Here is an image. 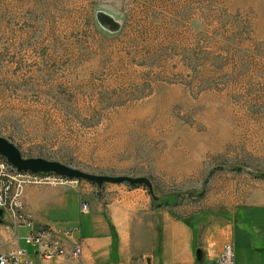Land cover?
Returning <instances> with one entry per match:
<instances>
[{"label": "rangeland", "instance_id": "obj_1", "mask_svg": "<svg viewBox=\"0 0 264 264\" xmlns=\"http://www.w3.org/2000/svg\"><path fill=\"white\" fill-rule=\"evenodd\" d=\"M0 136L150 185L37 174L87 200L186 219L264 203V0H0ZM28 221L4 210L0 253Z\"/></svg>", "mask_w": 264, "mask_h": 264}, {"label": "crops", "instance_id": "obj_2", "mask_svg": "<svg viewBox=\"0 0 264 264\" xmlns=\"http://www.w3.org/2000/svg\"><path fill=\"white\" fill-rule=\"evenodd\" d=\"M125 198L103 204L60 188L28 184L22 202L29 221L23 226L30 230L36 223L40 231L52 230L66 245L78 243L81 255L41 260L35 247L16 237L5 252L20 247L36 264H214L223 244L231 241L234 264H264V203L186 219L166 209L131 206ZM83 201L89 204L87 212L80 210Z\"/></svg>", "mask_w": 264, "mask_h": 264}, {"label": "built area", "instance_id": "obj_3", "mask_svg": "<svg viewBox=\"0 0 264 264\" xmlns=\"http://www.w3.org/2000/svg\"><path fill=\"white\" fill-rule=\"evenodd\" d=\"M41 181L37 174L18 171L0 156V208L12 211L22 209V196L25 186L28 184L51 183ZM88 208L89 204L87 202L83 201L80 203L82 212H87ZM54 236L55 234L52 230L34 231L31 228L25 234L23 240L26 244L36 248V255L41 260H50L60 255H69L75 258L81 255L82 249L78 243L68 246L61 239ZM0 264H36V261L24 249L14 247L8 252L0 253ZM214 264H234V248L231 241L223 244Z\"/></svg>", "mask_w": 264, "mask_h": 264}, {"label": "water", "instance_id": "obj_4", "mask_svg": "<svg viewBox=\"0 0 264 264\" xmlns=\"http://www.w3.org/2000/svg\"><path fill=\"white\" fill-rule=\"evenodd\" d=\"M98 18L104 26L114 30L118 28L119 23L113 16L107 13H99ZM0 156H2L18 171L31 172L35 174L52 173L68 179L86 180L98 187H101L104 183L126 182L131 185L142 183L150 188L149 182L146 178L93 174L71 167L59 161L48 160L41 157H25L16 145L2 136H0ZM3 216L4 210L0 208V222L3 221ZM32 230L40 231L38 224L33 223ZM73 238H76V235H73ZM196 258L198 260L201 259V252L199 249L196 250Z\"/></svg>", "mask_w": 264, "mask_h": 264}, {"label": "trees", "instance_id": "obj_5", "mask_svg": "<svg viewBox=\"0 0 264 264\" xmlns=\"http://www.w3.org/2000/svg\"><path fill=\"white\" fill-rule=\"evenodd\" d=\"M39 174V173H38Z\"/></svg>", "mask_w": 264, "mask_h": 264}]
</instances>
